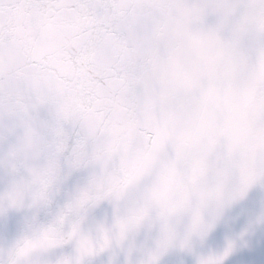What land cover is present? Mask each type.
Here are the masks:
<instances>
[{
  "label": "clouds",
  "instance_id": "obj_1",
  "mask_svg": "<svg viewBox=\"0 0 264 264\" xmlns=\"http://www.w3.org/2000/svg\"><path fill=\"white\" fill-rule=\"evenodd\" d=\"M136 40L147 88L132 96L135 132L127 136V118L115 125L125 130L119 149L112 125L92 134L54 90L0 100V171L11 178L0 191V216L49 204L67 168L88 172L50 224L0 241V264H35L66 240L78 243L80 255L58 264H84V254L124 247L145 230L155 234L154 246L139 264H160L173 248L168 264H186L179 249L194 264H229L264 232L262 206L243 238L222 248L206 242L226 207L264 186V0H166L146 14ZM108 51L101 40L98 55ZM145 130L159 134L157 148L145 147ZM104 201L114 209L112 224L93 239L82 224Z\"/></svg>",
  "mask_w": 264,
  "mask_h": 264
},
{
  "label": "snow or ice",
  "instance_id": "obj_2",
  "mask_svg": "<svg viewBox=\"0 0 264 264\" xmlns=\"http://www.w3.org/2000/svg\"><path fill=\"white\" fill-rule=\"evenodd\" d=\"M165 5L166 0H0V100L19 103L35 90H54L92 134L112 125L119 149L125 130L115 125L127 118V136L135 132L132 96L141 85L147 88L136 36L145 29L146 14ZM101 40L109 48L102 57ZM142 135L145 147L159 146V134Z\"/></svg>",
  "mask_w": 264,
  "mask_h": 264
},
{
  "label": "water",
  "instance_id": "obj_3",
  "mask_svg": "<svg viewBox=\"0 0 264 264\" xmlns=\"http://www.w3.org/2000/svg\"><path fill=\"white\" fill-rule=\"evenodd\" d=\"M47 119V114H42ZM76 133L72 132L69 139V149L75 144ZM5 147L0 143V151ZM88 179V172L84 169L67 168L64 179L54 197L47 205L38 209L13 208L0 216V241L13 243L25 233L39 227H45L52 222L59 210L66 205L76 190L83 186ZM11 183V178L0 171V191H4ZM264 206V186H252L245 196L226 207L212 229L206 242L213 248H222L232 237L243 238L247 235L250 219L260 214ZM114 216L112 205L104 201L90 210L82 224L83 231L95 239L97 228L101 225L110 227ZM251 248L236 252L229 257V264H264V232L253 233ZM154 233L141 231L129 239L124 247L109 246L104 251H92L83 256L84 264H139L142 253L154 246ZM199 246L198 244L196 245ZM177 249L169 251L161 257L160 264H168L169 257ZM185 257L186 264H194L192 253L186 249H179ZM79 245L74 240H66L63 244L51 249L35 264H58L65 257L76 258Z\"/></svg>",
  "mask_w": 264,
  "mask_h": 264
}]
</instances>
